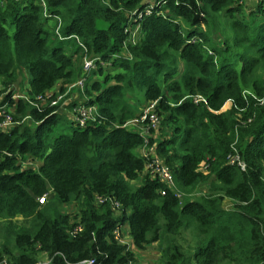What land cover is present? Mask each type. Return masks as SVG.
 <instances>
[{
  "label": "trees",
  "instance_id": "1",
  "mask_svg": "<svg viewBox=\"0 0 264 264\" xmlns=\"http://www.w3.org/2000/svg\"><path fill=\"white\" fill-rule=\"evenodd\" d=\"M43 1L0 0V103L17 121L0 128V223L31 221L5 226L0 264H32L41 252L51 264H139L113 234L126 222L136 248L158 241L160 264H177L182 253L170 235L192 221L202 239L197 264H264V0ZM219 20L223 38L214 35ZM78 55L95 65L83 71ZM20 69L29 74L27 95L15 98ZM79 78L78 104H95L94 119L82 125L59 111L64 95L55 104L38 102ZM133 100H157L170 123L172 134L156 142V153L176 164L173 186L143 172L137 150L155 140L128 127ZM62 121L68 131L50 136ZM233 146L245 169L229 162ZM27 154L40 161L37 168L22 164ZM97 195L118 209L96 203ZM73 201L72 215L61 209ZM78 223L82 229L72 233Z\"/></svg>",
  "mask_w": 264,
  "mask_h": 264
},
{
  "label": "built area",
  "instance_id": "2",
  "mask_svg": "<svg viewBox=\"0 0 264 264\" xmlns=\"http://www.w3.org/2000/svg\"><path fill=\"white\" fill-rule=\"evenodd\" d=\"M44 4L43 0H39ZM150 9L146 8L145 9V14L149 13ZM143 12H140L138 16H142ZM54 19L58 22L56 25V33L60 38H63L59 32V17L54 16ZM95 65V59L92 57L88 56H83L82 57V67L83 70H89L91 67ZM83 79L79 78L76 82L75 85L78 87H82L83 85ZM15 98L18 97H25L26 95H13ZM51 92L45 94V95H38V102L40 103H45V102H50V104H55L58 102L61 97L63 96V93H55L54 98H50ZM197 100L196 98H194ZM260 102H264V97L260 99ZM158 101L157 100H150L146 102L142 107L139 109V114H136L135 117L130 119L127 122V125L129 127L133 126V130L139 132L141 135L144 136L146 141L148 140L149 137H151L152 132L156 130V128L160 124V116L156 110V105ZM13 110L12 108H8L6 103H0V128L1 129H7L10 128L14 123H17V121H14L12 119V115L10 114L9 110ZM73 111L76 112V117L71 116L74 120L78 121L80 124H84L87 120L89 119H94V114H95V104H92L90 106H84L82 104H76L73 107ZM135 121H132V120ZM140 155L144 157L145 163L143 167V172L148 173L150 177L157 178L159 181L164 183L167 186H173L174 185V179H173V170L171 167L168 166L164 162V160L156 153V141H154L151 144H144L141 148ZM229 162L230 163H236L241 169L246 168V162L244 159L239 155L237 152L235 146H233V153L230 154L229 157ZM160 193H164V189H160ZM50 194V191L48 193H44L43 195L38 197V200L40 203H43L47 200L48 196ZM96 203H103L105 201L110 202L111 206L113 209H118L119 203L115 200H111V198L103 196V195H97L95 197ZM82 229V225L78 223L73 227L71 230L72 233H76ZM114 237L122 243H125L128 245V236L127 234L124 236L121 228V224L116 225V227L113 230ZM52 257L49 256L45 252H41L39 255V258L35 263L32 264H51ZM93 260L92 259H86L82 260L79 264H92ZM2 264H11L7 262L6 260L2 261ZM131 264V263H130Z\"/></svg>",
  "mask_w": 264,
  "mask_h": 264
},
{
  "label": "rangeland",
  "instance_id": "3",
  "mask_svg": "<svg viewBox=\"0 0 264 264\" xmlns=\"http://www.w3.org/2000/svg\"><path fill=\"white\" fill-rule=\"evenodd\" d=\"M145 1V0H144ZM149 3H154L156 0H146ZM246 3L245 4H254L253 1L254 0H243ZM246 10H248V7L245 8ZM238 17H241L240 14H237ZM224 23V24H223ZM222 26L225 27V22H222L221 20H219V25L215 26L214 28V35L218 36L219 38H223V36L221 35V33H223L221 30L224 31L223 28H221ZM6 27L8 30V33L10 35H12L13 31H14V26L13 24L10 22V20L6 23ZM227 29V28H226ZM130 30H131V36L132 38L135 40L137 39V37L139 36L140 33V27L139 24H132L130 26ZM229 30H228V32ZM52 42L54 44L59 43V38L55 37L52 38ZM66 45L68 48H70V50H74L75 49V43H73L71 40H67L65 41ZM75 63L78 67L82 66V58L80 57V55L77 56V58H75ZM105 68H107L109 65L104 64L103 65ZM85 71V70H83ZM28 77L29 74L26 73L23 69H20L18 71V79L17 82H15V87L17 90V94L23 95V94H27V88H28ZM101 78V76H100ZM75 81H72L69 84H66V89L70 88L74 89L75 87H77L76 85H74ZM72 90L69 93V97H68V92H63V95L68 97L65 99V101L63 102V104H60L58 110L67 114H70L71 116H74V118L76 117V112L73 111V108H70V104L74 103L73 106L75 104H78V102L80 101L79 98H76L74 95L71 94ZM246 93H251V90H245ZM55 93H60L58 91V89L56 88ZM71 99V100H70ZM1 101V98H0ZM69 101V103H67ZM134 105L137 108L136 114H139V109L140 107L137 105H140L141 103L133 100ZM160 116V124L159 126L156 128V131L158 132V136L161 138L164 137H168L172 134V128L170 126L169 122H165L163 120V113H158ZM25 121L28 123H30L31 127L35 126V123L33 122V120L31 121L30 118L25 119ZM132 121H135L134 119ZM16 124V123H14ZM67 132L68 131V127H67V123H65V121L63 122H57L56 124H54L51 129H50V136H54L56 134H58L59 132ZM155 130L152 132L154 133ZM138 153V151H137ZM162 158V157H161ZM22 164L23 165H32L33 167L37 168L38 166V160H33L31 158L30 155H26L24 158H22ZM176 165V164H175ZM175 165H168L169 167H171V169H175ZM137 181H139L137 179ZM205 187L201 186L200 190H204ZM228 203V201H227ZM226 203V204H227ZM61 209L65 212L70 213L71 215L74 213V211H76L78 209L77 203L76 201L71 202L70 204H63ZM119 213V212H117ZM159 219H160V223L163 225L165 220L164 217L162 216V214L159 215ZM31 225V221L28 218H23L21 216H18L16 218H14L11 221H1L0 223V236L5 234L6 231V227L8 226L9 230H14L16 228H18L19 226H30ZM121 228H122V232L123 235L125 236L127 234L128 231V225L127 222L125 224H121ZM194 229H195V222H189L187 223V225L183 226L180 231L175 234V235H170V240L172 242H174L180 249L182 255L178 258L177 260V264H197L195 258H194V250L195 247L197 246V244H199L200 241H202L201 236H197L194 233ZM137 262L139 264H160L159 259H160V248L158 246V241H153L152 243H150L148 246H146V248L142 249V250H137Z\"/></svg>",
  "mask_w": 264,
  "mask_h": 264
},
{
  "label": "crops",
  "instance_id": "4",
  "mask_svg": "<svg viewBox=\"0 0 264 264\" xmlns=\"http://www.w3.org/2000/svg\"><path fill=\"white\" fill-rule=\"evenodd\" d=\"M16 82H17V80H16ZM74 85H75V84H74ZM12 89H13V92H14L13 95H15V94H16V95H19V94H17V90H16V87H15V83H14ZM71 90H72V92H71L72 95H74L76 98H79V100H83L84 97L81 96L80 88H79L78 86L75 87L74 89H71V87L66 89V92H68V97H69V93H70ZM23 95H25V94H23ZM26 95H27V94H26ZM68 97H67V98H68ZM70 100H71V99H70ZM66 101H67V99H66ZM67 103H69V101H68ZM72 104H73V103H72ZM133 104H134V103H133ZM144 104H145V103H142V104L137 105V106L142 107ZM66 114H67V113H66ZM67 115L71 116L70 114H67ZM27 118H29V117H27ZM27 118H26V119H27ZM30 119H31V118H30ZM31 121H32V119H31ZM28 124L30 125L29 122H28ZM130 124H131V123H129V127H130V128H133V126H130ZM30 126H31V125H30ZM151 137H152L156 142H157L158 140L162 139L161 137L158 136V132H157L156 130H155L154 133H152ZM137 151H138V153H140V152H141V149L139 148ZM38 162L40 163L39 160H38ZM39 163H38V165H39ZM116 214H118V213H116ZM127 240H128V245H129V247L131 248V250H133V251L135 252V254H137V251H136L135 249H137V250H142V249H138V248H136V247L133 245L130 236H128ZM148 245H149V244H148ZM148 245H147V246H148Z\"/></svg>",
  "mask_w": 264,
  "mask_h": 264
}]
</instances>
